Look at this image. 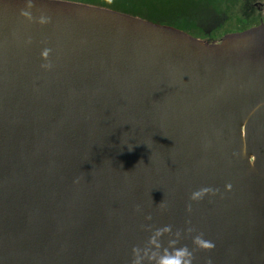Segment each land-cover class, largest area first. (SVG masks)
Listing matches in <instances>:
<instances>
[{
	"label": "water",
	"instance_id": "water-1",
	"mask_svg": "<svg viewBox=\"0 0 264 264\" xmlns=\"http://www.w3.org/2000/svg\"><path fill=\"white\" fill-rule=\"evenodd\" d=\"M31 2L28 20L0 0V264H131L167 225L161 252L264 264V22L207 41ZM204 187L219 191L189 200Z\"/></svg>",
	"mask_w": 264,
	"mask_h": 264
},
{
	"label": "trees",
	"instance_id": "trees-1",
	"mask_svg": "<svg viewBox=\"0 0 264 264\" xmlns=\"http://www.w3.org/2000/svg\"><path fill=\"white\" fill-rule=\"evenodd\" d=\"M111 7L152 21L170 24L192 34H202L208 17L221 14L235 0H77ZM229 11V10H228ZM227 11V13H228ZM205 36L201 35V37ZM209 40L210 37H205Z\"/></svg>",
	"mask_w": 264,
	"mask_h": 264
},
{
	"label": "clouds",
	"instance_id": "clouds-1",
	"mask_svg": "<svg viewBox=\"0 0 264 264\" xmlns=\"http://www.w3.org/2000/svg\"><path fill=\"white\" fill-rule=\"evenodd\" d=\"M32 2L31 0H26L25 8L21 9L20 16L31 20L32 16L30 11L28 9L32 8ZM41 24L47 23V19L44 17H41L38 21ZM48 52L45 50L42 53L43 57H47ZM42 68L45 70H48L51 65L50 64H43L41 65ZM131 150V148L129 149ZM231 189V185L227 184L225 185V190L228 191ZM219 190L218 189H212L209 187L200 188L194 192L191 193L189 196L190 201H200L204 198L205 195L214 196L217 194ZM137 210H139L137 208ZM186 210L191 211V203L186 205ZM145 219L150 220L151 216H146ZM189 232L193 231L192 229H188ZM171 225H167L161 229H156L153 235H151L148 239V246L144 247L143 250L134 247L132 249L133 252V259L131 261V264H143L145 260L149 261L150 264H192V261L194 259L193 251H190L187 246H182L179 248H172L171 251H169L168 248H164L161 252L160 249L162 248V245L160 243V237H162L165 233H171ZM174 236L176 239L169 240V245H174L177 243L178 238L180 236V232L177 231ZM192 243L195 245L196 249L199 250H207L211 251L215 245L213 242L205 240L203 238V234H198L192 239ZM142 251V254H141ZM206 264H211V260L206 261Z\"/></svg>",
	"mask_w": 264,
	"mask_h": 264
},
{
	"label": "rangeland",
	"instance_id": "rangeland-1",
	"mask_svg": "<svg viewBox=\"0 0 264 264\" xmlns=\"http://www.w3.org/2000/svg\"><path fill=\"white\" fill-rule=\"evenodd\" d=\"M225 8L226 10L221 14L208 17L205 20L204 26L201 27L202 34L195 35L190 31L177 28L200 39L211 41L205 37L217 40L225 32L264 22V0H235L234 5L230 7L229 4H226ZM204 34L205 36L201 37Z\"/></svg>",
	"mask_w": 264,
	"mask_h": 264
}]
</instances>
